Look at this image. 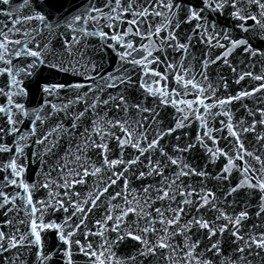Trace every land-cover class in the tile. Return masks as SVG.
Listing matches in <instances>:
<instances>
[{
    "label": "snow or ice",
    "instance_id": "1",
    "mask_svg": "<svg viewBox=\"0 0 264 264\" xmlns=\"http://www.w3.org/2000/svg\"><path fill=\"white\" fill-rule=\"evenodd\" d=\"M0 264H264V0H0Z\"/></svg>",
    "mask_w": 264,
    "mask_h": 264
},
{
    "label": "water",
    "instance_id": "2",
    "mask_svg": "<svg viewBox=\"0 0 264 264\" xmlns=\"http://www.w3.org/2000/svg\"><path fill=\"white\" fill-rule=\"evenodd\" d=\"M44 75L47 76L48 73L45 72ZM37 91H38V89H37ZM167 111H168L169 113L172 112L171 109H168ZM188 131H192V130H188ZM236 175H238V174L234 173V176H236ZM209 186L211 187V185H209ZM113 235H114V234H113ZM47 237H48V245H49V246H51V245L57 243V241H56V237H55V234H54V233H48V234H47ZM130 244H131V242H126L124 245H122V246L118 249V252H119L120 254H125V253L128 251V249H129V247H130Z\"/></svg>",
    "mask_w": 264,
    "mask_h": 264
}]
</instances>
